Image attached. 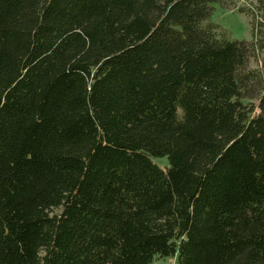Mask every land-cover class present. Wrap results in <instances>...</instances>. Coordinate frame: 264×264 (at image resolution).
Masks as SVG:
<instances>
[{"label":"trees","instance_id":"16d2710c","mask_svg":"<svg viewBox=\"0 0 264 264\" xmlns=\"http://www.w3.org/2000/svg\"><path fill=\"white\" fill-rule=\"evenodd\" d=\"M234 1L0 0V264H264V0L250 40Z\"/></svg>","mask_w":264,"mask_h":264},{"label":"rangeland","instance_id":"374dc122","mask_svg":"<svg viewBox=\"0 0 264 264\" xmlns=\"http://www.w3.org/2000/svg\"><path fill=\"white\" fill-rule=\"evenodd\" d=\"M255 0H235L228 8L218 3L213 4L210 21L217 25L218 32L230 40H250L253 37V20L257 21ZM253 15H255L253 17ZM262 54L259 53L251 60V66L259 65ZM160 167L167 165L165 157L153 158ZM152 264H178L175 257L155 258Z\"/></svg>","mask_w":264,"mask_h":264}]
</instances>
